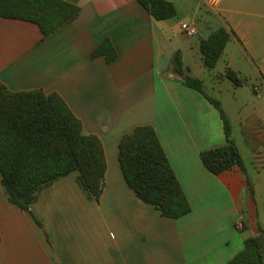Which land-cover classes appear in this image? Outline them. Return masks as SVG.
Wrapping results in <instances>:
<instances>
[{"label":"crops","instance_id":"0c3cea01","mask_svg":"<svg viewBox=\"0 0 264 264\" xmlns=\"http://www.w3.org/2000/svg\"><path fill=\"white\" fill-rule=\"evenodd\" d=\"M68 1L78 17L46 38L36 24L0 18V82L10 92L61 96L103 143L104 192L99 203L89 200L78 171L55 181L31 207L42 228L9 202L0 177V264H226L264 226V0H222L214 11L198 0H167L177 13L164 21L139 0ZM184 24L198 35L187 36ZM221 27L236 36L211 76L200 45ZM105 39L117 52L111 63L93 57ZM176 53L208 94L222 86L210 95L231 122L247 176L237 166L215 175L204 165L201 153L226 142L223 121L180 82ZM228 68L260 85L235 86ZM140 126L156 129L189 200L191 212L179 219L164 218L125 181L119 145Z\"/></svg>","mask_w":264,"mask_h":264},{"label":"trees","instance_id":"16d2710c","mask_svg":"<svg viewBox=\"0 0 264 264\" xmlns=\"http://www.w3.org/2000/svg\"><path fill=\"white\" fill-rule=\"evenodd\" d=\"M153 18L164 21L177 10L167 0H139ZM80 8L68 0H0V18L36 24L44 37L74 21ZM235 33L225 27L201 41L203 64L214 69ZM117 58L110 39H105L93 57ZM181 83L201 93L219 112L226 142L201 153L206 168L215 175L237 166L246 176L242 153L233 139L232 125L222 103L207 93L202 79L185 68L180 53L173 58ZM225 77L235 86L246 83L240 73L228 68ZM120 167L128 186L144 203L167 219L191 212L189 200L152 126L137 127L123 136L119 145ZM78 171V184L87 198L99 203L105 188L107 162L97 135L86 134L83 124L56 93L42 90L10 92L0 82V177L9 202L25 210L43 228L31 207L40 192L55 181ZM1 242V238H0ZM264 226L244 241L243 249L226 264H264Z\"/></svg>","mask_w":264,"mask_h":264},{"label":"built area","instance_id":"2783aa9c","mask_svg":"<svg viewBox=\"0 0 264 264\" xmlns=\"http://www.w3.org/2000/svg\"><path fill=\"white\" fill-rule=\"evenodd\" d=\"M198 1L202 5L214 11L222 0H198ZM182 28L184 33L189 37L196 36L199 33L198 28L195 24H184Z\"/></svg>","mask_w":264,"mask_h":264},{"label":"rangeland","instance_id":"374dc122","mask_svg":"<svg viewBox=\"0 0 264 264\" xmlns=\"http://www.w3.org/2000/svg\"><path fill=\"white\" fill-rule=\"evenodd\" d=\"M226 1V0H225ZM224 1V2H225ZM206 70H208V69H206ZM217 69H215L214 71L212 70V69H209L208 71H207V74H208V72H209V74L212 76V73L213 72H215ZM247 84H249V85H247V86H245L244 88H247L249 91H251L252 90V86L255 84H258V85H260V81L256 78V77H254V78H252V79H247V82H246ZM207 90H208V92L210 93V94H212V95H218V91L219 90H222V86L221 87H219L217 90H216V92H214V90L212 89V87H208L207 88ZM244 90H246V89H244ZM257 98L259 97V98H263V96H262V93L260 92V93H258L257 94V96H256ZM219 99V98H218ZM225 103H226V101H225ZM226 105V104H225ZM238 130V129H237ZM239 132H240V130H239ZM239 143H240V145H242L243 144V142L242 141H239ZM245 144V143H244ZM246 151V150H245Z\"/></svg>","mask_w":264,"mask_h":264}]
</instances>
